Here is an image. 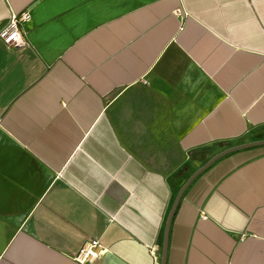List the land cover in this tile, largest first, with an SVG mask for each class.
<instances>
[{
    "label": "crops",
    "instance_id": "1",
    "mask_svg": "<svg viewBox=\"0 0 264 264\" xmlns=\"http://www.w3.org/2000/svg\"><path fill=\"white\" fill-rule=\"evenodd\" d=\"M0 264H155L175 195L264 135V0H0ZM160 264V258L158 261ZM165 264H264V144L183 192Z\"/></svg>",
    "mask_w": 264,
    "mask_h": 264
},
{
    "label": "built area",
    "instance_id": "2",
    "mask_svg": "<svg viewBox=\"0 0 264 264\" xmlns=\"http://www.w3.org/2000/svg\"><path fill=\"white\" fill-rule=\"evenodd\" d=\"M31 19L29 10L10 13V17L6 24L0 30V38L8 47L20 48L26 44L24 31L21 25ZM107 248L98 239L86 240L75 252L73 259L76 264H93L97 259L102 257ZM151 254L155 264H158L159 254L155 247H151Z\"/></svg>",
    "mask_w": 264,
    "mask_h": 264
},
{
    "label": "water",
    "instance_id": "3",
    "mask_svg": "<svg viewBox=\"0 0 264 264\" xmlns=\"http://www.w3.org/2000/svg\"><path fill=\"white\" fill-rule=\"evenodd\" d=\"M264 139L262 140H256V141H248L241 144L233 145L230 147H227L223 149L222 151L216 153L213 155L207 162H205L202 166L197 168L189 177L188 179L183 183V185L178 190L177 194L175 195L174 201L172 203L171 209L168 213L164 232H163V239H162V249H161V255H160V264H165L166 261V254H167V244H168V234H169V228L170 223L173 217V214L175 212V209L177 207V204L185 191V189L188 187V185L192 182V180L198 176L200 173H202L205 169H207L211 164H213L217 159L223 157L224 155H227L229 153H232L234 151H238L241 149L257 146V145H263Z\"/></svg>",
    "mask_w": 264,
    "mask_h": 264
},
{
    "label": "rangeland",
    "instance_id": "4",
    "mask_svg": "<svg viewBox=\"0 0 264 264\" xmlns=\"http://www.w3.org/2000/svg\"><path fill=\"white\" fill-rule=\"evenodd\" d=\"M259 138H263L264 137V135H261V136H258Z\"/></svg>",
    "mask_w": 264,
    "mask_h": 264
}]
</instances>
